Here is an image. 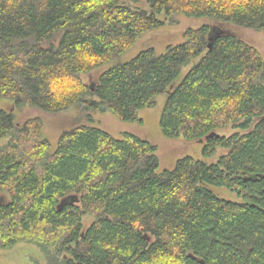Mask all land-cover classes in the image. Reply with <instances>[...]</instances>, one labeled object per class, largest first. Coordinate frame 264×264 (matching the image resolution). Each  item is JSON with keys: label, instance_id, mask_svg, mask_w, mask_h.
Returning a JSON list of instances; mask_svg holds the SVG:
<instances>
[{"label": "trees", "instance_id": "trees-1", "mask_svg": "<svg viewBox=\"0 0 264 264\" xmlns=\"http://www.w3.org/2000/svg\"><path fill=\"white\" fill-rule=\"evenodd\" d=\"M146 1L150 13L122 0H0V98L142 123L140 110L168 90L163 135L205 140L204 157L228 151L161 170L157 145L92 124L65 131L52 150L43 119L19 124L0 107L1 245L34 243L49 264H264V53L203 26L164 53L120 60L163 25L162 12L264 32V0ZM105 65L94 83L84 80Z\"/></svg>", "mask_w": 264, "mask_h": 264}, {"label": "rangeland", "instance_id": "rangeland-1", "mask_svg": "<svg viewBox=\"0 0 264 264\" xmlns=\"http://www.w3.org/2000/svg\"><path fill=\"white\" fill-rule=\"evenodd\" d=\"M122 1L133 8H141L149 13L151 12V6L146 0ZM158 18L163 21V25L144 34L132 48L121 56V61H129L140 52L149 48L155 49L158 54L164 53L169 45H177L185 41L184 32L187 29H197L203 26L208 27L210 38L219 35H235L264 53V32L262 31L240 27L229 22L189 17L183 13L168 15L162 12L158 14ZM198 59L199 57L192 59L183 67L181 74L176 80V84L183 79ZM106 67L105 65L88 74H84V80L89 84L94 83L100 72ZM167 92L168 90L159 95L154 106L144 107L140 110V117L143 119L142 123L123 121L111 112H98L93 108H84L80 104H74L68 109L54 114L28 105L17 107L13 101L3 98H0V107L13 112L19 124H23L27 120L35 117L43 119L42 137L50 141L52 150H56L60 136L65 131L76 125L92 124L120 139L123 138L126 132H129L157 145L156 155L160 159L161 170L174 168L177 160L186 155L203 159L207 163L216 162L222 154L228 151L226 148L220 147L213 156L204 157L202 149L205 140H188L184 137L168 138L163 135L160 118ZM234 130L232 126H229L220 132L229 135ZM7 141V138L1 139L0 147ZM214 190L225 199L239 200L235 193L225 187H215ZM92 221L93 218L87 216L84 221L85 226L88 227ZM49 262V256L34 243L19 242L14 247L7 249L0 242V264H49Z\"/></svg>", "mask_w": 264, "mask_h": 264}]
</instances>
